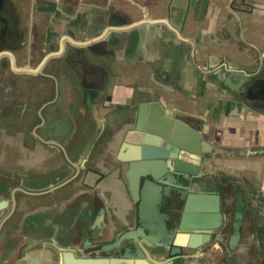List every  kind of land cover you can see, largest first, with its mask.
<instances>
[{"label": "crops", "instance_id": "1", "mask_svg": "<svg viewBox=\"0 0 264 264\" xmlns=\"http://www.w3.org/2000/svg\"><path fill=\"white\" fill-rule=\"evenodd\" d=\"M12 1L18 6L21 19H27L26 27L35 29L36 41L40 42L45 29L49 25L55 28L61 18L75 28L93 31L102 23H96L97 16H104V22L113 17L120 22L119 28H115L120 31L109 32L111 40L100 45L103 60L98 63L104 67L108 98L104 104H98L99 110L111 107L116 111L157 101L187 123L200 125L201 136L209 143L235 151L262 153L209 158L204 169L207 175L190 182L201 192L219 193L227 208L233 205L234 192L244 191L247 204L238 246L226 251H185L190 256L176 257L168 263L159 261L264 264V106L255 102L264 101L242 97L212 73L224 63L230 69L250 73L260 66L261 59L264 65V0H189L188 6V0H85L98 5L87 11L81 9L82 0ZM170 24L178 27L180 33ZM223 70L220 69L222 76ZM262 72L264 75V68ZM126 129L116 133L111 156L104 158L105 166L96 165L97 171L88 176L94 182L99 172L105 175L92 193L84 192L97 194L104 208L101 219L89 212L88 233L94 242L111 241L119 232L133 227L136 219L137 209L124 179L126 163L117 159ZM106 179L109 184L104 188ZM145 215L149 224L147 234L154 235L161 223L167 226L161 205H149ZM31 240L16 253V261L52 264L55 251L44 249L36 255V244Z\"/></svg>", "mask_w": 264, "mask_h": 264}, {"label": "water", "instance_id": "2", "mask_svg": "<svg viewBox=\"0 0 264 264\" xmlns=\"http://www.w3.org/2000/svg\"><path fill=\"white\" fill-rule=\"evenodd\" d=\"M81 6L82 11H87L91 6L98 5L82 0ZM95 20L97 24L100 21L102 23L97 31H93L94 37L90 42L93 45L99 47L105 41L111 40V32L120 31L115 29L120 26L115 17L104 22V16H97ZM1 22L6 23L0 15ZM147 22L165 23L163 20ZM56 24L58 29L74 27L66 18L58 19ZM170 26L180 33L178 27L172 24ZM107 27L111 29H106ZM85 30L88 29H75L78 37L67 32L70 40L62 38L61 49L66 48L69 51L75 46L88 49L91 44L86 41ZM75 39L80 43L74 44ZM64 41L68 45L65 46ZM53 55L48 54L43 63ZM263 68L261 59L260 66L251 73L243 69H230L226 63L212 73L222 80L223 85L242 97L264 101V75H261ZM86 87L84 84L83 88ZM94 89L97 95L101 91L99 86ZM93 115L99 122L94 110ZM101 122H106L110 134H116L122 128L128 127L117 159L126 163L124 179L137 209L134 226L119 232L111 241H92L90 232L88 233L89 212H93L95 218L101 219L104 208L97 194L91 196L81 193L67 205L66 216L58 225L36 224L39 219L49 217L48 215L35 214L24 218L20 231L22 235L27 234L31 226L34 233L43 232L44 236L48 235L33 238L36 255L44 249L55 250L52 264H164L159 260H167L168 263L176 257L190 256L185 251L200 253L219 248L226 251L234 250L238 246L242 239L247 204L244 191L236 190L233 205L227 208L219 193L201 192L190 182L207 175L204 169L209 158H232L236 155L251 157L262 155L261 152L249 149L235 151L209 143L202 138L200 125L187 123L157 101L123 107L107 115ZM4 204L6 201L2 200L0 208ZM149 205H161L163 215L168 221L167 226L160 221L161 225L155 228L154 235L146 232L149 224L145 213ZM73 226L77 230V242L67 238L73 232ZM22 242L24 244L20 246ZM74 243H77L76 247H72ZM25 244L24 236L20 235L6 241L0 262L11 264L8 262L10 253L19 246L21 251ZM155 256L163 259L157 261ZM21 263L20 260L15 262Z\"/></svg>", "mask_w": 264, "mask_h": 264}, {"label": "flooded vegetation", "instance_id": "3", "mask_svg": "<svg viewBox=\"0 0 264 264\" xmlns=\"http://www.w3.org/2000/svg\"><path fill=\"white\" fill-rule=\"evenodd\" d=\"M20 13L12 0H0L6 21L0 23V202L6 201L0 208V259L5 242L15 235L24 236L25 242L48 236L34 233L33 226L22 235L26 216L48 215L36 224L58 225L75 197L93 192L105 175L99 172L94 182L88 176L97 171L96 165L105 166L117 137L101 122L114 109H98L108 95L104 67L98 63L102 49L90 43L93 30H85L88 49L67 51L61 49L62 38L70 40L67 32L78 37L75 29L81 28L49 25L40 42ZM50 53L54 55L43 63ZM76 232L73 226L67 238L76 241ZM20 246L9 255L11 264Z\"/></svg>", "mask_w": 264, "mask_h": 264}, {"label": "rangeland", "instance_id": "4", "mask_svg": "<svg viewBox=\"0 0 264 264\" xmlns=\"http://www.w3.org/2000/svg\"><path fill=\"white\" fill-rule=\"evenodd\" d=\"M246 167V169L245 170H247L248 168V166H245ZM109 184V182L107 181V179L106 180H104L103 181V184H102V186L105 188V187H107V185Z\"/></svg>", "mask_w": 264, "mask_h": 264}]
</instances>
